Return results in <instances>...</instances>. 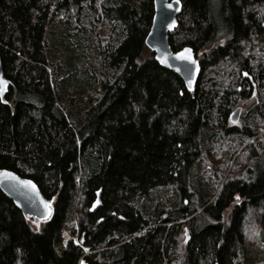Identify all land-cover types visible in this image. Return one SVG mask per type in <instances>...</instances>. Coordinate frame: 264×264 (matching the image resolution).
I'll return each instance as SVG.
<instances>
[{"label": "trees", "instance_id": "obj_1", "mask_svg": "<svg viewBox=\"0 0 264 264\" xmlns=\"http://www.w3.org/2000/svg\"><path fill=\"white\" fill-rule=\"evenodd\" d=\"M181 2L194 90L147 51L153 0H0V169L54 199L37 226L0 190V264H264V184L207 209L264 173V0Z\"/></svg>", "mask_w": 264, "mask_h": 264}, {"label": "water", "instance_id": "obj_2", "mask_svg": "<svg viewBox=\"0 0 264 264\" xmlns=\"http://www.w3.org/2000/svg\"><path fill=\"white\" fill-rule=\"evenodd\" d=\"M172 7L169 8L168 5ZM154 15L151 28L146 36V46L155 54V59L161 67L176 73L184 82L189 90H194L197 85L199 75L201 73V64L194 49L191 46H185L174 51L169 42L170 33L178 25V17L182 10L181 0H153ZM185 49H190L192 59L195 64L190 61L179 59L178 53L184 52ZM165 60L166 63H161ZM244 76H247L244 73ZM0 81L4 84L0 87V98L5 99L8 92L10 80L5 76L3 67L0 64ZM242 112V107L235 108L231 115L230 121L237 123ZM11 173V176L0 175V190L11 199L14 204L23 212L27 218H32L37 226L42 221L51 218L54 208V199L46 198L38 185L29 177H23L13 170L1 168L0 173ZM22 181H31L35 188L31 185H26ZM47 205V206H46ZM101 205L100 196L91 206V211H95ZM83 264H92L85 259Z\"/></svg>", "mask_w": 264, "mask_h": 264}, {"label": "rangeland", "instance_id": "obj_3", "mask_svg": "<svg viewBox=\"0 0 264 264\" xmlns=\"http://www.w3.org/2000/svg\"><path fill=\"white\" fill-rule=\"evenodd\" d=\"M147 51H151L147 48ZM264 184V173L260 181L256 184H250L243 181H234L231 183H225V181L219 186L215 195L216 204L207 205V209H213L215 213H219L222 209L230 211L234 205L241 201L242 195L255 191H260ZM64 238L68 240L72 238L68 230H64Z\"/></svg>", "mask_w": 264, "mask_h": 264}, {"label": "snow or ice", "instance_id": "obj_4", "mask_svg": "<svg viewBox=\"0 0 264 264\" xmlns=\"http://www.w3.org/2000/svg\"><path fill=\"white\" fill-rule=\"evenodd\" d=\"M168 7L171 8L172 5L169 4ZM190 52H191L190 49H185L184 52L178 53L177 54V57L179 59L187 60V61H190L191 63L195 64V60L192 59V56H191ZM161 63H166V61L165 60H161ZM3 84H4V82L3 81H0V87H2ZM0 175L11 176L12 174L11 173H7V172H4V173H0ZM22 183H24L26 185H31L33 187V189L35 188V185H33L31 181H22ZM85 251H87V249H85ZM81 264H83V261L81 262Z\"/></svg>", "mask_w": 264, "mask_h": 264}, {"label": "bare ground", "instance_id": "obj_5", "mask_svg": "<svg viewBox=\"0 0 264 264\" xmlns=\"http://www.w3.org/2000/svg\"><path fill=\"white\" fill-rule=\"evenodd\" d=\"M230 120V119H229Z\"/></svg>", "mask_w": 264, "mask_h": 264}]
</instances>
